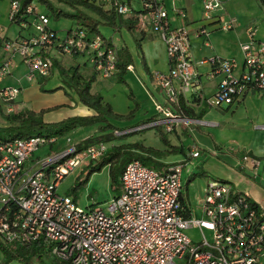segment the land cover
I'll list each match as a JSON object with an SVG mask.
<instances>
[{"label":"built area","instance_id":"built-area-1","mask_svg":"<svg viewBox=\"0 0 264 264\" xmlns=\"http://www.w3.org/2000/svg\"><path fill=\"white\" fill-rule=\"evenodd\" d=\"M82 1L121 17L142 33L154 32L165 42L170 71L156 72L154 80L165 93V102L156 108L164 115L168 131L173 130V122L185 120L178 111L181 97L190 91L199 99L196 107H226L248 92L264 89V40L257 38L255 25L246 28L242 62L218 55L197 62L188 12L178 4L181 0H172L171 7L168 0ZM9 5L8 19L12 22L24 23L27 15L34 18L29 36L2 41L8 54L21 57L29 82L50 76L56 55H87L102 78L117 74L119 48L113 40L109 42L103 34L80 24L60 37L51 27L50 15L39 12L33 1L27 7L22 0H10ZM202 5L203 22L195 36L208 40L211 31L206 22L216 18L225 32L238 25L235 16L222 18V0H202ZM1 16L0 40L4 35ZM203 65L212 68L206 74L209 79L220 77L212 96L203 93L198 69ZM13 66L11 58L0 66V100L8 113L14 112L21 93L20 86H2ZM62 140L55 135L34 134L0 141V241L24 245L45 240L57 264H261L264 207L235 192L229 182L209 181L201 203L203 217L186 216L180 195L184 189L183 168L189 161L159 171L135 159L124 167L121 194L111 200L107 211L101 207L85 209L57 188L79 165L102 159L108 145L99 142L79 149V142L74 144L69 138L60 146ZM49 146L52 151L47 156L35 158L37 150ZM190 155L191 159L201 156L197 148ZM244 160L255 167L260 165L259 159L250 154ZM37 163L40 168L30 175ZM195 227L202 232L198 242L186 232Z\"/></svg>","mask_w":264,"mask_h":264},{"label":"crops","instance_id":"crops-1","mask_svg":"<svg viewBox=\"0 0 264 264\" xmlns=\"http://www.w3.org/2000/svg\"><path fill=\"white\" fill-rule=\"evenodd\" d=\"M222 1L224 5V9L220 13L223 15L222 18L226 19L229 16H235L238 20V25L234 29L230 30V32H225L220 28L219 20L217 18L214 21L206 22L208 29L211 31V34L208 37L210 42L202 35L195 36L193 34L203 22L202 0H198L201 5L200 11H196L195 8V3L198 4L197 0L179 1V5L182 6L186 12H188L187 23L191 28L192 51L194 59L197 62L202 60L204 57H213L217 55L227 58L236 57L240 62H242L243 53L241 52V43L245 42L247 39L246 28L249 25L257 26V38L264 40V3L262 0ZM9 4L10 0H0V14H2L1 23L4 28L6 26L10 27L11 24H18L20 28L18 30L19 37H9L3 35L2 40H0V66L8 58H11L14 62L11 74L3 81L2 86H20L22 92L19 94L15 103L18 113L19 111L22 112V110L26 111L33 108L38 111L51 108V110L46 113V116L49 118L46 122H55L53 121V117L55 118L54 115L62 112V110H65L66 108L71 109L73 112L71 116H67V118L75 117L76 115L90 116V114H93V109L81 102L76 88L73 95L77 94V98L74 95L75 100H72L67 89H65L60 82L58 83L59 86L56 90H54V95L49 97L46 100V103H43L44 105L39 104L37 101L40 98L37 90H40V87L42 86V79H38L35 83L37 86L33 88V90L36 94L27 95V93H25L24 89H32L30 87L34 84V82L31 84L27 80L25 76L27 67L24 62H22L21 57L18 54H8L2 46V41L5 39H16L29 36L34 30V18L32 15L25 16L26 21L24 23L27 25L21 22H12L8 19V13L10 10ZM33 4L37 6V10L39 12H45L42 10L39 2L33 0ZM115 29H118V25ZM142 35V39L144 37L146 38L147 32H144ZM111 37L115 43L113 36ZM207 42H209L210 45H207ZM144 43L145 49L143 44L141 45L143 48L141 56L139 54H137L138 57L136 55H131V57L130 55H127L128 57L123 59L124 62L120 58L117 74L111 77V79L118 80L122 79L124 75L129 76L131 83L137 84L143 91H145L146 95L149 94L148 97L151 99L153 98L155 100V105H157L165 102V93L158 85L155 84L154 74L160 71H170L169 57L166 53L165 42H163L160 36H155V39L152 42L145 41ZM154 47L155 49H153ZM121 48L124 49L125 46H122ZM60 56L61 55H56L58 58H60ZM73 57H77V55H74ZM139 57H141V60ZM130 65H133L131 70L128 69V66ZM203 66L205 68L202 66L198 67L201 74L200 80L203 83V93L206 96H212L216 91L220 77L213 80L209 79L206 74L212 68L208 65ZM150 67L156 68L155 72L152 70L153 68ZM18 70H20L21 73L16 74ZM92 70L93 73H91V79L93 81H96L99 78L102 80L104 79L93 68ZM57 77H59V75ZM175 84L177 87L180 85L177 83ZM182 98L184 100L183 105L186 106L187 109H191L193 113L191 116H188L186 113L179 110V115L185 118V120L177 121V123L173 122V130L170 132L175 131L177 134H179V131L182 133H188L187 135L192 136L193 139L191 151L193 148H197L201 154L203 151L207 150L214 156V158L215 156L218 157V159H215L218 162L217 164H229L231 168L229 175L224 176H222V174L227 172L226 168L223 165L220 166L219 164L220 168H222L220 173V176L222 177H218L229 180V182L232 183V188L235 192L247 195L251 201L261 207H264V89L260 92H248L245 97L236 101L233 105L226 107H212L208 105H205L204 107H196V103L199 102V99L196 94L191 93V91L185 96H182ZM0 106H2L3 109L6 108L1 100ZM163 119V114L160 116H154L151 120H149L150 122L148 124L144 126H136L133 129L148 128L149 126H152L151 124L157 125L158 122L160 126L163 125V127L167 128L163 123ZM125 129L128 130V128ZM77 130L78 129H76V131ZM82 138L87 139L89 138V135ZM135 143L139 142H126L125 144L129 145ZM143 145L145 147H149L146 144ZM159 151L161 150L159 149ZM134 152L139 151L135 150ZM249 154L259 159L260 165L258 167H255L244 160V156ZM179 161H181V159H176L174 161L166 160L161 162L163 165L162 170L164 171L168 166L178 163ZM215 171L219 173L220 169ZM186 194L189 204L192 203V199H196L198 204L197 209L201 213L198 215V212H196L195 208L193 209V207H191L192 204H190V206H187L190 216L203 217L201 203L204 191L202 194L195 195V197L191 196L190 191ZM11 264L22 263L16 260L11 261ZM55 264H57V262H55ZM261 264H264V255L261 258Z\"/></svg>","mask_w":264,"mask_h":264},{"label":"rangeland","instance_id":"rangeland-1","mask_svg":"<svg viewBox=\"0 0 264 264\" xmlns=\"http://www.w3.org/2000/svg\"><path fill=\"white\" fill-rule=\"evenodd\" d=\"M36 2L38 1L36 0ZM48 3H50V5L56 10L61 9L65 14H79V11L81 14L88 17L87 20H84L83 18L82 20H80V18L77 16L70 17L65 14L56 17L53 11L46 4H41L42 10L47 12L50 15V18H52L51 27L58 33V36H66L68 30L70 28H73V26L75 25H79L80 21L81 25L85 27L89 25L92 26L97 23L98 28L103 33V35L108 38H112L111 36H113L115 43L119 48V58H121L122 61L123 59L128 57L127 55H130L131 57V55L137 56V54H139L141 56L143 51L141 45L143 44L145 49L144 42H152L155 39V36H157L156 33L149 31L147 32L146 38L144 37L142 39L141 37L143 36V33L139 28L136 29L135 27H132L133 29H128L127 26H125V24H123L120 20L117 24L118 29H115L116 26L107 24L103 17L97 14L94 9H90L88 7L85 8L82 5L71 7L56 0H48ZM168 4L171 7L172 0H168ZM195 4L194 5L196 11H200L201 5L199 4V2L198 4L200 7L197 3ZM19 29L20 28L18 24H11L10 27L6 26L4 28L3 34L4 36L9 37H19ZM122 46H125V48L122 49ZM154 46L156 47L155 44ZM155 47L153 49H155ZM139 59L141 60V57H139ZM54 60L55 65L54 70L52 71L53 76L51 73L50 76L46 78H38L43 80L40 90H37L39 93L38 95L40 96L37 101L41 105H44L43 103H46V100L54 95V90H56V88L59 86V82L64 86L65 89H67L70 98L72 100H75L74 95L77 98V94L73 95V92H75L77 83H87L92 77L91 73H93V64L90 62V59H88L87 55L80 54L77 55V57L61 55L60 58L56 57ZM74 67L77 68L74 69ZM150 68H153L152 70L155 72L156 68ZM203 68L205 67L203 66ZM75 72H77V74L82 77H78ZM17 73H21L20 70H18L16 74ZM58 75L59 77H57ZM32 82H34V84H32ZM32 82H30L32 84L30 88L32 89H24L27 95L36 94L33 90V88L37 86L35 84L36 81ZM91 87L92 93L95 91L94 93H98L102 96L103 101L110 103L112 111L110 113H105L106 120L103 122L94 123L89 126H79L77 127V131L74 130L73 132H69L68 135L63 137L60 146L66 145L65 141H67L68 138L74 144H77V142H81V144H83L84 140H86L85 138H82L84 136L89 135V137H99L114 132L115 136L113 135V139L104 142L108 145L106 154L112 153L113 147L120 146L121 144L126 145V142L134 141L141 144H146L156 150H161L159 156L148 155L146 152L140 150H138L139 152H133L135 154L134 156L133 153H122L119 157L120 163L121 161L130 158V156L137 158L139 157L138 159H141L148 167L151 166L156 170L163 171V165L161 164V162L163 161H174L176 159H181V161L179 162H183L185 160H188L189 162H187V164L183 168L184 172L182 176V184H184L185 193L183 196L184 198H186L187 206H190V204H192L191 207H193V209L195 208L196 212H198V215H200L201 213L197 209L198 204L196 202V199H192V203L189 204L186 193L190 191L191 196L194 197L195 195L202 194L204 189L208 185V182L214 179L229 182V180L221 179L220 177L229 175L231 169L230 165H226V163H219L220 166L223 165L227 171L225 172V174H222V176H220L222 168H220L219 164H217V160H215L218 159V157L215 156L214 158V156L211 155L209 151H203L200 157H192L191 159L190 152L193 145L192 136L187 135L188 133H182L180 131L178 132L179 134H177L175 131L170 132L167 130V128L163 127V125L156 126L155 124H151L152 126H149L148 128L134 129V131L132 132L125 133L128 132L129 129H133L136 126H144L148 124L150 122L149 120H151L154 116L161 115V113L157 111L155 100L153 98H149V94L146 95L145 91H143L137 84L131 83L129 76L124 75L123 79L118 80L111 79V77L106 79L104 78L103 80L99 78L98 80L91 82ZM28 110L38 111L34 108ZM70 111L71 109L66 108L65 110H62V112L55 114V118L53 117V121H55L54 123H60L63 119L67 118V116H71L73 112ZM22 112L24 111L22 110ZM15 113H18L17 108H15L13 113H8L6 112V108L3 109V107L0 106V129L5 130L6 127L19 125L18 123L12 122L8 118L9 116H13ZM43 118H45V121L49 119L46 114L43 116ZM108 123L111 126H108L106 128L105 125ZM100 126H105V129H99ZM125 128H128V130ZM13 132H15V130H11V133ZM117 132L125 134L118 135ZM160 132H163V134H161ZM8 133V131H5L4 134ZM161 135H164L166 140H162ZM66 137L68 138L65 140ZM53 149L55 151L57 150L56 147H54ZM51 151L52 148L50 146L41 148L36 151L35 158L43 159ZM98 163L99 162H93L92 165H79L60 183L59 187L57 188L58 192L62 195L66 194L72 196L73 198H75L74 200L78 202L79 206L85 209L101 207L105 211H107L109 204L112 202L111 200L121 194L122 187L119 184H114L113 182L111 172L112 163H107V165H105L101 170L94 171L93 174H91L86 179L88 172L94 165ZM118 166L119 165L115 163L113 165L112 171L120 179L121 172H119ZM39 168L40 163H37L35 168L30 171V175L35 174ZM218 169H220L219 173L215 171ZM83 179H85V182L80 185L79 190L76 192L74 187L79 181ZM229 183L232 185L231 182ZM187 185H189V190L186 189ZM186 232L195 242L201 241L202 232L199 227L187 229ZM205 233L208 237H210V232L208 230H205ZM43 258L44 262L36 261L34 262V264H55L56 262L49 256H45ZM0 260H3V252L1 251V249Z\"/></svg>","mask_w":264,"mask_h":264},{"label":"trees","instance_id":"trees-1","mask_svg":"<svg viewBox=\"0 0 264 264\" xmlns=\"http://www.w3.org/2000/svg\"><path fill=\"white\" fill-rule=\"evenodd\" d=\"M32 1L33 0H22V4L24 5V7H27L29 3ZM37 1L40 4H46L53 11L56 17L62 14H65L61 9L56 10L55 8H53L50 5V3H48V0H37ZM56 1L63 3V4H67L71 7L82 5L85 8L88 7L90 9H94L97 14L103 17V19L106 21L107 24H112L114 26H117L118 21L120 20L123 24L127 25L129 29L134 27L132 23H129V22L127 23V21H124V19H122L121 17L118 18V16L113 13H106L101 8H98L88 3L87 1H82V0H56ZM262 1L264 3V0ZM78 13L79 14H72V15L65 14V15L70 16V17L77 16L80 18V20H82V18L84 20H87L88 17L84 16L79 11ZM79 23L81 25V21ZM87 27L91 31L97 32L99 34H103L99 30L97 23H95L92 26L89 25ZM106 38L108 39L109 42L110 40H112V38H108V37ZM74 69L76 68L74 67ZM75 74L78 77H82V76H79L77 72H75ZM92 81L93 80L90 79L87 83L82 84L81 82H79L76 85V90L79 94V98L81 102H83L89 108H92L94 111V113L90 114V116L76 115L75 117L65 118L60 123H54V122H46L45 118H43V116L46 113H48V111L51 108L42 109L40 111L27 110L24 112H19L17 114H14L13 116L8 117L12 122L18 123L19 125H12V126L6 127L5 130L0 129V141H6V140H11V139L20 138V137H30L34 133L45 135L47 137L55 135V136H59V138H63L64 136L68 135L69 132H73L74 130H76L77 127L79 126H89L94 123L105 121L106 120L105 113L106 112L110 113L112 111V108H111L110 103H105L103 101V98L100 94L91 92V89H92L91 82ZM183 104H184V100L182 98L181 99V105H182L181 112L186 113L188 116H191V114L193 113L192 110L187 109V107L184 106ZM105 126L107 128L108 126L110 127L111 125L108 123ZM105 126L104 127L100 126L99 129L101 130L105 129ZM11 130H15V132L11 133ZM5 131H8L9 133L4 134ZM160 133L163 134V132H160ZM113 135H114V132L110 134H106L105 136H99V137L91 136L87 138L86 140H84L83 144L79 142L78 148L82 149L94 143L110 141L113 139ZM161 138L162 140L163 139L166 140L164 135H161ZM135 150H140V151L146 152L148 155H154V156H159L161 153L159 150H156L150 146L145 147L141 143L120 145V146L113 147L112 153L105 154L103 157H101L102 159L98 161L99 163L94 165L91 168V170L88 172L86 179L91 174H93L94 171L101 170L105 165H107V163H112L111 172H112L113 182L114 184H117V185L119 184L121 186V177L119 179L118 176L112 171L113 165L115 163L119 165L118 170L119 172H121V175H122L123 173L122 171L124 167L127 165V163L139 158V157L138 158L133 157L135 155L133 153ZM126 152L133 153V156H130V158L125 159L121 161L120 163L119 157L121 156L122 153H126ZM84 182H85V179L79 181L76 184V186L74 187L76 192L79 190L80 185ZM188 186L189 185L186 186V189L189 188ZM184 194L185 193L183 189L180 195L181 202L184 208L183 212L186 216H189L190 212L188 211L186 198H184L183 196ZM253 204L256 205V203L254 202ZM0 249L3 252V260H0V264H11V261L13 260H17L18 262L22 264H34V262L36 261L44 262L43 257L45 256H49L53 260L52 255H51V246L48 245V243L45 240H39L38 242H34L31 244H24V245L16 244V243L8 245L0 241Z\"/></svg>","mask_w":264,"mask_h":264}]
</instances>
